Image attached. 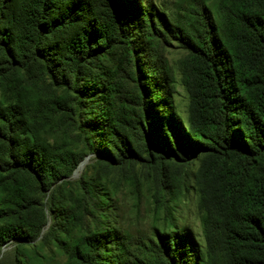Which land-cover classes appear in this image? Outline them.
Wrapping results in <instances>:
<instances>
[{
	"label": "trees",
	"instance_id": "1",
	"mask_svg": "<svg viewBox=\"0 0 264 264\" xmlns=\"http://www.w3.org/2000/svg\"><path fill=\"white\" fill-rule=\"evenodd\" d=\"M46 258L264 264V0H0V264Z\"/></svg>",
	"mask_w": 264,
	"mask_h": 264
},
{
	"label": "rangeland",
	"instance_id": "2",
	"mask_svg": "<svg viewBox=\"0 0 264 264\" xmlns=\"http://www.w3.org/2000/svg\"><path fill=\"white\" fill-rule=\"evenodd\" d=\"M143 3H149L154 4L159 9H166L168 12L176 13V12H183L188 7L192 5L194 0H142ZM185 55L184 49L179 46L177 42H172L168 49L166 50L164 57L168 61V63L174 68L175 75L177 79V93L175 95L176 102L178 104V107L182 114L184 116L187 115V108H188V94L186 92V89L184 88L182 81H181V72H180V62L182 58ZM90 156L86 157V159L83 161V166L81 168H77V170L74 173V178L78 177L84 168L85 164L89 162ZM187 219L192 223L193 228L195 229L196 233L201 236L202 229H201V222L200 218L197 213V208L195 207V204L192 203L190 205V211L186 213ZM201 238V237H200ZM45 262L56 264L55 261H51L49 259H45Z\"/></svg>",
	"mask_w": 264,
	"mask_h": 264
},
{
	"label": "bare ground",
	"instance_id": "3",
	"mask_svg": "<svg viewBox=\"0 0 264 264\" xmlns=\"http://www.w3.org/2000/svg\"><path fill=\"white\" fill-rule=\"evenodd\" d=\"M83 166V162L80 164L79 168H81Z\"/></svg>",
	"mask_w": 264,
	"mask_h": 264
}]
</instances>
